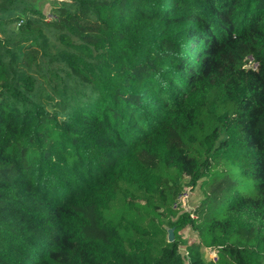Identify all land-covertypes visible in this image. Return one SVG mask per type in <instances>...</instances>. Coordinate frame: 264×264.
<instances>
[{"label":"trees","instance_id":"1","mask_svg":"<svg viewBox=\"0 0 264 264\" xmlns=\"http://www.w3.org/2000/svg\"><path fill=\"white\" fill-rule=\"evenodd\" d=\"M12 1L0 264H262L264 0H69L48 20ZM184 176L200 198L176 211Z\"/></svg>","mask_w":264,"mask_h":264},{"label":"rangeland","instance_id":"2","mask_svg":"<svg viewBox=\"0 0 264 264\" xmlns=\"http://www.w3.org/2000/svg\"><path fill=\"white\" fill-rule=\"evenodd\" d=\"M68 1L69 0H14L10 4H8L9 6L8 11L10 13H18L20 10H23L26 8V12H25L26 16H29L31 18H37L38 13L35 14L34 10H38L40 11V13H42L44 18L48 20L54 17L55 8L57 5L65 4ZM13 26L14 25H11L9 27L11 28ZM181 181L183 183V186L185 187L188 186L189 188H191L187 184L188 182L187 176H184ZM199 198H200V191L198 187L195 186V188L192 189L189 201L187 203L188 208L194 207L197 204ZM171 221H172V218L171 219L169 217L163 218L162 222H163L164 227H168ZM180 233H181L182 242L184 243H187L188 241H191L193 238H196V234L193 231H190L189 229L181 230ZM182 248L183 247L181 246L180 250ZM207 253L208 252H207L206 247H201L200 254L204 260H208L209 258ZM262 264H264V261L262 262Z\"/></svg>","mask_w":264,"mask_h":264},{"label":"built area","instance_id":"3","mask_svg":"<svg viewBox=\"0 0 264 264\" xmlns=\"http://www.w3.org/2000/svg\"><path fill=\"white\" fill-rule=\"evenodd\" d=\"M244 67H256V62L252 59L251 56L247 57V61L244 64ZM191 189L187 186H183L180 192L177 194L175 199L173 200L171 207L175 209L176 211H183V210H188L187 203L189 201L190 195H191ZM207 249V255H208V260L206 261H212L216 262L218 258V249L216 247H206ZM186 253V252H185Z\"/></svg>","mask_w":264,"mask_h":264},{"label":"water","instance_id":"4","mask_svg":"<svg viewBox=\"0 0 264 264\" xmlns=\"http://www.w3.org/2000/svg\"><path fill=\"white\" fill-rule=\"evenodd\" d=\"M167 240H168V241H172V240H173V229H172V228H169V229H168Z\"/></svg>","mask_w":264,"mask_h":264}]
</instances>
